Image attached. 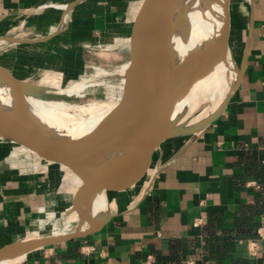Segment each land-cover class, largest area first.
<instances>
[{
	"label": "crops",
	"instance_id": "obj_1",
	"mask_svg": "<svg viewBox=\"0 0 264 264\" xmlns=\"http://www.w3.org/2000/svg\"><path fill=\"white\" fill-rule=\"evenodd\" d=\"M57 4L70 5L69 12L87 11L75 12L74 44L109 26L107 15L90 16L91 0H0V37L41 29L57 38L68 11ZM234 15L240 73L221 116L196 134L164 143L146 193L122 199L94 233L34 250L20 264H175L180 255L182 264H264V239L257 234L264 220V0H244ZM44 37L13 44L17 49L6 52V61L31 72L45 69L52 39ZM28 73L27 78L35 75ZM35 159L0 143V251L34 239L42 218L48 220L62 204L68 173ZM242 223H250L255 235L238 237ZM226 240L233 242L229 250ZM251 240H257L255 254Z\"/></svg>",
	"mask_w": 264,
	"mask_h": 264
},
{
	"label": "bare ground",
	"instance_id": "obj_2",
	"mask_svg": "<svg viewBox=\"0 0 264 264\" xmlns=\"http://www.w3.org/2000/svg\"><path fill=\"white\" fill-rule=\"evenodd\" d=\"M56 6L59 9L70 7V5L61 4ZM231 28V22L226 11L223 10L221 0H168L162 25L154 29L152 49L158 56V101L161 109L165 107L167 100H170L168 107L170 130L176 127L178 121L179 123L181 121L178 114L187 101H184V98L181 99L183 95L180 97L177 93L184 89V87L182 88L185 83L183 75L190 72V67L199 68L198 79L210 78L219 71H229L233 76L234 86L237 84L240 71L232 65L228 53ZM44 39L47 38L44 37ZM201 43L203 44L202 48H200ZM176 56L185 59L184 65L180 64L183 69L185 67L184 70L187 68L183 75L174 72ZM124 66L119 72V77L123 74ZM174 76L178 78L173 79ZM0 77H3V81L0 83V110L11 122L27 132L34 142L42 145L90 137L98 130L102 121L116 105L114 99L101 106L94 104L73 105L64 101L84 96V94H80L84 84L78 85L77 89L74 87L75 94L65 93L63 89L59 88L58 94L45 97L42 95L43 93L30 90L33 87L37 89L42 87L40 84L35 85L13 76L21 82V85H18L4 77L1 72ZM54 81L55 79L49 84L54 85ZM138 85L134 87L130 95L131 102L143 100L145 86L143 83ZM55 87L57 89V85ZM216 88L222 95V100L226 98L231 89L221 78L216 82ZM199 121H201V117H198L197 122ZM155 130L156 124L152 121L149 113L137 114L107 142L103 151L113 149L114 153L106 163L87 175L89 183L97 185L120 176L150 146L155 136ZM0 143L4 142L0 141ZM73 166L76 168L88 167L90 161L73 164ZM78 195L76 210L78 212L85 208L87 210V220L82 231L86 232L99 225L98 214L111 209L108 201L109 195L108 193L105 195L104 193H88L82 190L78 191ZM73 232L76 231L68 233ZM64 234L41 236L36 239ZM27 254L28 252H23L19 248L10 249L0 254V264H20Z\"/></svg>",
	"mask_w": 264,
	"mask_h": 264
},
{
	"label": "rangeland",
	"instance_id": "obj_3",
	"mask_svg": "<svg viewBox=\"0 0 264 264\" xmlns=\"http://www.w3.org/2000/svg\"><path fill=\"white\" fill-rule=\"evenodd\" d=\"M91 1H93L95 5L91 11H88L90 12V16L99 14V16L107 15L109 17L107 20L109 26L107 25L106 29H101L98 31V33L94 32L93 34H87L88 37L86 40L74 44L72 40H76V37L72 36V20L75 18V14L79 13L83 9L70 11L68 12L67 18V25L69 29L67 31L64 30L66 28L65 26L60 28L62 25L60 24L59 30L56 32L58 33L57 38H54V35H47V33L45 31L43 32V30L41 29L40 31H26L21 37L15 35L10 36L14 40H18L13 43L14 45H16V43L20 41L41 40L44 36L52 39L51 42H48L49 47L46 49L48 51L47 53L51 54V59L45 69H39L36 71L32 70L31 72L28 70V68H25L21 64H18V66L16 65L17 68H15L14 64H11L9 60L6 61L5 58L7 57V55L8 57L11 55L10 53L7 54L6 52H8L9 50L12 51L14 49H17V46L15 47L12 43H7L0 46V61L4 60V62L1 63L0 66L7 70L11 69V74L17 78L27 80L29 83H33L35 85H42V87L38 89L36 87H33L30 90L33 92L43 93L42 95H44L45 97L58 94L57 91L59 88L63 89L65 93H74V87L75 89H77L78 85L82 86L84 84L83 89L80 90V94H84V96L64 101L73 105L88 106L89 104H94L97 106H101L110 102V100L115 99L120 82L119 72L125 65L128 58V49L126 47V43L129 42L133 19L142 0ZM221 1L223 10L226 11V15L228 16L232 27L231 37L228 45L229 59L232 65L240 71L239 65L241 53L240 47H238L237 45L236 37L233 34V29L235 24L234 14L236 13V11H239L241 9L244 0ZM85 7L87 6H84V8ZM57 9L58 8L56 7H48V10L52 11H58ZM84 12L87 11L85 10ZM85 17L87 18L89 17V15H86ZM56 22L58 21H55V23ZM24 47L29 46L25 45ZM202 47L203 44L201 43L200 48ZM40 57L37 56L36 59L39 60ZM184 63V58L176 56L174 58V72L181 73V75L186 73L185 71L187 70V68L186 70H184L185 67L184 69L183 67H181L184 65ZM198 70L199 68L196 66L190 67V72H187L186 75H183V78H185V83L183 84L184 86H182V88L184 87V89L182 90L183 92L181 91L177 94H179V96L183 95L182 97L180 96L181 99L184 98L183 100L187 102L178 114L181 121L180 123L179 121L177 122L175 128L190 129L195 125L201 123L202 121H205L216 112V110L223 102L222 95L216 88V82L219 80V78L223 79V81L230 86L231 89L229 90L228 94L235 87L233 84V76L229 71H219L212 75L210 78L198 79ZM28 72H30V74L32 75L33 73H35L34 77L27 78V76H29ZM51 75H53V77H51ZM175 77L176 76H174L173 79H175ZM53 78L55 79V81L57 80L56 82L54 81V85H57V89L54 85L49 84L54 80ZM193 78L194 80H192ZM2 81L3 77H0V83ZM198 117H201V121L199 122H197ZM5 144L12 148L14 147L8 143ZM161 148L152 156L153 158L150 160L145 175L142 176V178L134 187L127 190L123 194L108 193V201L111 209L105 210L104 212L97 215V217L99 218V225L109 217L110 213L113 211L112 209L116 208L117 203L119 205L122 199H125L126 196L131 197L132 195L134 198H138L146 193L148 188L151 186L152 181H154L155 179L157 169L160 168ZM27 156H29L31 160H36L30 155ZM37 160L39 161V159ZM49 165L50 164L46 163V168H48ZM40 170L42 169L39 168L38 171ZM67 179L68 181L65 182L62 181V178L60 180L62 181V204L60 205L59 209H56L53 213H51V215H48V217H50L48 220L45 219L46 217L42 218L44 222H42V226L33 236L34 239L42 235L49 236L47 235L48 233H53L56 231L70 232L77 230L81 231V228L84 229L85 222L87 220V210L85 208L84 210L81 209V211L78 212L76 210V205L79 200L78 191L86 190L82 187L80 180L73 173H68ZM77 181L78 183L76 184ZM105 194L106 193H104V195ZM93 201L94 198L92 202ZM113 206L115 207L113 208ZM67 221L69 223V227H67Z\"/></svg>",
	"mask_w": 264,
	"mask_h": 264
},
{
	"label": "water",
	"instance_id": "obj_4",
	"mask_svg": "<svg viewBox=\"0 0 264 264\" xmlns=\"http://www.w3.org/2000/svg\"><path fill=\"white\" fill-rule=\"evenodd\" d=\"M167 3L168 0H142L130 31L128 58L114 99L116 105L93 135L52 145L38 144L0 110V141L10 144L16 150L34 158L38 159L39 157L51 162L66 173H73L88 193H123L139 182L145 174L152 156L160 150L167 140L196 134L216 121L232 98L235 87L212 116L190 129L173 128L170 130L168 124L170 100H167L163 109L159 105L158 56L152 49V41L155 34L154 29L157 26L161 27L165 18ZM0 72L4 77L21 85V82L6 69L0 67ZM142 83L145 86L143 100L131 102L130 95L134 87L138 84L140 86ZM144 112L149 113L152 121L156 124L155 136L150 146L116 179L91 185L87 175L106 163L107 159L114 153L113 149L103 151L107 142L137 114ZM85 161H90V166L83 168L73 166V164H83ZM96 228L98 226L86 232L76 231L64 235L22 241L1 250L0 254L13 248H19L23 252L29 253L44 247L86 237L94 233Z\"/></svg>",
	"mask_w": 264,
	"mask_h": 264
},
{
	"label": "built area",
	"instance_id": "obj_5",
	"mask_svg": "<svg viewBox=\"0 0 264 264\" xmlns=\"http://www.w3.org/2000/svg\"><path fill=\"white\" fill-rule=\"evenodd\" d=\"M69 10L70 9H68V11H64L65 12V18L66 19L65 20L63 19L62 20L63 23H62V26H61V28L63 26L66 27L64 30H66L68 28L67 18H68V12H69ZM63 18H64V16H63ZM21 30L23 31V29H21ZM15 41H18V40H14L10 36L0 37V45L7 44V43H12L13 44ZM248 186H250V187H257L258 185L255 182H250L248 184ZM198 221H199V223H202V219H199ZM257 234H258V239H264V220H263L261 226L259 227V229L257 231ZM256 241L255 240L249 241L251 254H255L256 253ZM185 264H194V263L191 262V261H189V262H186Z\"/></svg>",
	"mask_w": 264,
	"mask_h": 264
},
{
	"label": "trees",
	"instance_id": "obj_6",
	"mask_svg": "<svg viewBox=\"0 0 264 264\" xmlns=\"http://www.w3.org/2000/svg\"><path fill=\"white\" fill-rule=\"evenodd\" d=\"M239 228L238 230V237H252L255 235V230L252 229V226L250 223H242L241 225L237 226ZM213 242H216L215 240ZM208 244H211L210 239L208 238ZM233 242H231L230 240H226L225 241V246L224 249L229 250L232 247ZM184 255H180L179 257H177L175 264H182L183 259H184Z\"/></svg>",
	"mask_w": 264,
	"mask_h": 264
}]
</instances>
